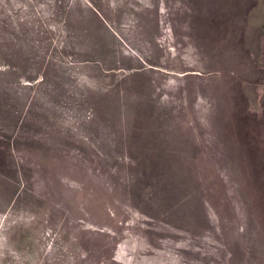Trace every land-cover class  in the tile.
<instances>
[{"label":"rangeland","instance_id":"1","mask_svg":"<svg viewBox=\"0 0 264 264\" xmlns=\"http://www.w3.org/2000/svg\"><path fill=\"white\" fill-rule=\"evenodd\" d=\"M0 264H264V0H0Z\"/></svg>","mask_w":264,"mask_h":264}]
</instances>
